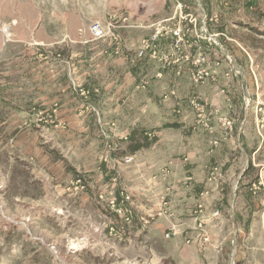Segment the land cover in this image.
Segmentation results:
<instances>
[{
    "label": "rangeland",
    "instance_id": "374dc122",
    "mask_svg": "<svg viewBox=\"0 0 264 264\" xmlns=\"http://www.w3.org/2000/svg\"><path fill=\"white\" fill-rule=\"evenodd\" d=\"M179 3L221 34L203 48L227 108L200 96L220 114L199 125L188 103L192 128L247 140L253 161L238 154L219 214L191 242L158 216L132 158L156 138L149 106L163 104L143 87L160 68L136 58L137 42ZM112 18L126 25L121 55L88 33ZM136 80L151 101L129 99ZM0 264H264V0H0Z\"/></svg>",
    "mask_w": 264,
    "mask_h": 264
},
{
    "label": "crops",
    "instance_id": "0c3cea01",
    "mask_svg": "<svg viewBox=\"0 0 264 264\" xmlns=\"http://www.w3.org/2000/svg\"><path fill=\"white\" fill-rule=\"evenodd\" d=\"M88 48L89 51L94 50L92 46ZM109 52L110 50L106 51ZM126 58L129 59V56ZM157 70L155 74H158ZM157 74L155 80H148V85L161 91L159 96L163 104L161 107L149 106V110L152 112L150 117L159 118L160 122L157 120L151 125L156 134L154 141L147 148L133 154V168H137L134 174L143 171L140 175L141 182L146 181L149 185L142 186L141 189L148 192L146 196L157 199L155 209L158 216L165 217L168 230L175 236L184 234L188 239L189 234L198 235V232L204 229L206 215L216 218L214 207L224 199V186L235 179L236 174L231 169L237 166L238 154L245 165L252 164V154H248L247 140L240 142L239 138H236L235 141L233 136L225 139L221 137L218 126H214L212 131L192 128L195 116L188 105V98L193 92L197 93L219 106L224 113L227 107L224 97L220 94L225 84L224 78H220L216 83L194 86L187 75L177 77L174 70L164 71L162 77ZM129 84L134 87V94H127L129 99L140 97L144 101L152 100L142 92L138 93L140 95L135 93L140 89L137 80L136 85L134 81ZM171 92H175V96L165 99V95ZM176 106L179 107L177 109L180 113L174 111ZM143 110L139 111L145 113ZM165 117L176 119V126L161 124ZM144 126L146 125L134 127L133 130L141 131ZM239 134L246 136V127H241ZM213 139H218L215 146L212 144ZM213 165L221 166L222 172H225L215 176L211 168ZM143 167L146 169L143 170ZM137 176L134 175L136 179ZM199 205H202V208H199ZM188 242H191L190 239Z\"/></svg>",
    "mask_w": 264,
    "mask_h": 264
},
{
    "label": "built area",
    "instance_id": "2783aa9c",
    "mask_svg": "<svg viewBox=\"0 0 264 264\" xmlns=\"http://www.w3.org/2000/svg\"><path fill=\"white\" fill-rule=\"evenodd\" d=\"M177 15L178 17L164 19L151 26V33L142 39L135 49L136 58L156 64L160 68L157 74L158 77H162L165 70H174L178 77L187 75L194 86L216 83L217 79L212 69V62L207 57L203 44L206 43L209 46L219 45L218 38L221 34L211 33L207 28L206 19L199 22L192 14H185L181 3L178 4ZM125 27L126 25L120 26L112 18L105 22H93L88 28V33L92 42H103L110 45L109 54L121 55L124 48V39L118 31ZM226 65V79H232L238 75L231 56L226 57ZM142 83L144 87L148 85L149 81L145 80ZM171 96H175V92L165 95L164 98L168 99ZM188 103L199 119V125L206 126V118L220 114L219 110L212 109L209 103L204 101L197 93L193 92L190 95ZM175 112L180 113V110L178 109ZM224 124L227 129L232 130L233 123L226 117ZM215 144L218 143L215 142ZM217 170V168H214L215 172ZM199 208H202V205H199ZM218 214V211L214 212L215 216ZM205 240L208 241V239Z\"/></svg>",
    "mask_w": 264,
    "mask_h": 264
}]
</instances>
